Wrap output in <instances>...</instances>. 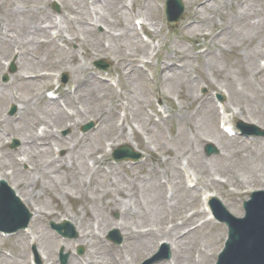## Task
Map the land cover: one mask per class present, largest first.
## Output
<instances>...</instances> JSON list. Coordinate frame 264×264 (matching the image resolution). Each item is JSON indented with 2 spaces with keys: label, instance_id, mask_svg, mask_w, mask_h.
<instances>
[{
  "label": "rangeland",
  "instance_id": "1",
  "mask_svg": "<svg viewBox=\"0 0 264 264\" xmlns=\"http://www.w3.org/2000/svg\"><path fill=\"white\" fill-rule=\"evenodd\" d=\"M83 1L93 2L94 0ZM187 1L197 2L198 4L203 2V5L207 4L206 9L202 6L199 8L202 11L201 16L196 19L199 22L198 26H200L196 27V30L201 29L205 35H197L196 39L187 34L190 30H184V23H182L188 10L187 7L180 24L174 29H170L165 13L166 0H136L134 2L136 13L145 15L148 19L147 22L153 24L156 30L161 31V33L157 34L153 31L150 32L151 35L160 41V47L151 50V52L149 51V55H147L144 52L139 54L137 49L130 45L123 36L120 41L117 39L116 41L110 40V33H114V26H112L115 21L114 9L112 13L108 14L103 9H96L102 19L96 24L98 29L95 35L88 37L84 31L73 26L71 22H61L66 18L64 16L65 12L67 14L71 9L65 6L69 5L68 0H53L51 3H46L45 0H0L2 4L1 10H4L0 14L5 23L7 20L6 28L7 25H13L16 30L22 29L23 34L26 35L35 23L41 24L46 22L47 19L54 17L53 20L56 23L61 22L60 28H62L66 38L70 41H66L64 44L60 43L64 47L67 46V49H63L64 47L59 48L57 42L49 44L45 38L40 40L43 45L40 43L36 45L34 43L30 44L33 53L40 60L39 63L31 62L30 58H20L18 61L16 57L12 58L18 63L17 74L10 78L9 83L0 82V96L9 95V99L12 101L15 98H19L22 104H25L23 105L25 108L20 111L17 110L14 116H10L9 105L12 102L10 101L7 104V97L0 99V114L4 105L7 104L8 110L3 113V117L9 118L4 126L0 128V144L11 143L10 146L4 148V151L16 154V152L20 151L23 140L26 139L24 136L29 135L30 130L36 135L35 130L31 127L32 124L36 126L46 125L47 121L49 122L39 112V107L46 106L43 95L40 94L42 86L36 84L32 88L31 84H25L29 81L23 83L18 80L12 84L14 77L18 73H30L45 67H52L55 64L54 70H57L60 81L63 74L68 73L69 75L68 84L64 85V89L60 91L66 94L68 90L74 89L75 91L78 88V95H76L78 97L79 94L86 95L85 92L81 91L82 86L87 85V88L95 86V81L90 76L93 68L109 79L115 80L117 85H120L123 90L122 101L119 100V90L121 89L118 88L117 91L112 88L114 94H112L110 100H102L101 103L90 107V110H92L91 119L82 118L71 121L67 127L63 125L65 121L63 123L60 122L62 125L59 129L56 128L59 125L50 124L58 132L60 143L65 141L70 146L72 145L71 143L76 144L81 138H86L85 141L79 143L81 148L75 152L72 151L71 154L68 153L69 150L62 149L64 154L61 155L60 159H68V166H62L60 169L61 165L59 163L50 164L53 160L50 158V151L47 149H45V152L36 150L27 152L26 157L28 156L29 162L21 168L10 166L9 161L0 160V171L13 170L12 167H14V170L18 172L16 177L11 178H9L10 176H8L7 172L6 180L8 179L9 183L14 186L19 183L20 192L27 194L28 198H31L30 202L33 204L29 203V206L33 210L36 209V206L45 210L44 213L53 214L52 217L46 214L47 217L43 220L30 224V226H33L35 235L41 237L39 240L43 248L40 250L44 253V256L53 257L58 262L60 250L62 248L67 249L66 243H74V241H63L57 238V235H52L49 223L52 220L60 222L63 219H68L73 224H76L79 229L80 220L85 217L88 207L82 206L83 202L81 201L68 203L67 194L59 191V188L63 187L66 192L77 195L73 187L80 189L79 184L78 182L72 183L75 174L80 173L86 161L88 162L90 158H93V155L98 152L97 150L103 148L105 141H114L116 135H118L115 124L108 127V119L111 121L112 119L104 113L114 107L112 102L123 104L124 101L129 107L135 108L131 113L136 116L138 111L141 110L143 118L136 120V122L141 124L142 132H145L144 130L148 128L146 127L145 129L148 120L142 110L145 106L151 105L148 110H156L157 105L160 104L168 114V120L165 119V123H167L165 127L154 130H149L148 128L149 131L144 133L145 138H141V147L139 149L143 151L145 157L141 162L136 165L128 163L124 168L116 166L119 173V175L114 177L115 180L118 179L116 184L112 185L109 182L98 184V189L94 193L98 198L97 204L92 209L94 214L104 215V218L108 215L115 222L129 227L127 229L128 232L138 231L144 227L149 230L152 228L158 233L165 232L173 236L179 235L181 231L176 230V227L171 231L167 230V228L172 227L169 226L170 222L171 224L174 222L171 219H175L176 225L181 223L189 211L197 210L202 203V193L199 195L195 193L198 201L196 204H192L194 199L191 197L192 194L184 191L185 186L183 182L180 184L177 176L180 166H186L190 174L198 179L200 186L209 189L213 195L220 197L225 204H228L234 215H237V212H240V215L244 213L243 202L248 199L252 191L264 189V183L261 181L263 173L260 172L264 169V165L259 166L260 162L255 161L252 162V166H244L241 158L242 154L245 155V153L243 147L237 142L231 141L232 143H226V145L223 142L224 146L218 148L216 146L218 143L211 138L212 136L217 138V133L222 136L224 133L218 129V119L215 114L214 116L212 115L211 120L209 119L214 109L213 105L218 110L220 104H230L231 107L236 109H239L237 106L243 107V113L236 118V121H233L235 126L240 120L250 124L259 122V120L264 123V74L258 73L263 72L258 67V61L261 60L258 55L264 54V10L261 4L263 0ZM56 2L61 9L59 13L56 10ZM186 6H188L187 2ZM148 7H151V10H148ZM163 7H165L164 11ZM158 9H160V12H157ZM155 12L158 13L157 16ZM190 14L191 12L188 13V17H190ZM62 16L64 17L61 19ZM70 17L71 19L74 18L73 16ZM134 19L131 21V25H133ZM209 19H212V22ZM202 20L204 21L202 22ZM105 21L111 26L112 30L104 26ZM193 21L192 19L189 23H193ZM222 28H227L228 33L222 34L220 32ZM231 29L234 32H231ZM146 30L149 31V27ZM105 31L107 35L102 37ZM82 39H84L87 48L93 47L91 43L95 44L98 40L104 42V45L110 48L108 54L112 56V59L102 58L113 63L109 72L97 70L94 67V62L101 58H96L97 60L95 61L89 56L83 58L85 55L84 49H81L79 43ZM139 41L143 44L141 40ZM74 43L77 45L71 46ZM9 48L6 45L3 46L0 49V57H9L10 54L7 51ZM248 50L254 56L248 57ZM77 51L78 58L76 62L73 60L72 55ZM104 55L106 56V54ZM180 57H183V59ZM124 59L126 60L125 64L118 68L117 64ZM134 60H136L135 63ZM176 60L182 61L181 64L175 66V68H178L176 71H167L164 74L161 72L163 65L172 66L170 64ZM125 65H127L126 69H130L127 76H125L126 72L122 70ZM1 68L0 78L3 75V64ZM228 76L232 78L235 85L227 81ZM166 77H172L174 81H166ZM217 86L223 87V89H212L217 88ZM224 86L234 88V92L236 90L237 93H235L241 97L239 103L236 102L234 95H232L234 102L230 103L231 97ZM36 93L40 94V98H42H39L38 102H36L38 99ZM158 94L161 95V101H159ZM218 96L225 97L223 103L218 102ZM25 112H27L26 115L23 118L20 117L21 113L24 114ZM235 113L239 114V111L236 110ZM99 114H102V119H104V124L102 120L103 125L101 127L94 120ZM205 119L210 120L208 125H206ZM41 120H44V122L40 123ZM91 122L95 124V127L92 131L83 133V127ZM152 126L153 124L150 123L149 127ZM262 126L264 128V124ZM131 128H133L132 124L131 127L126 126L125 138L110 145H113V148H117L127 141L133 142V138L135 139L136 136ZM64 130L68 131L67 135L63 134ZM207 136L211 138H206ZM253 139L259 140L253 145L264 144V139L262 138L254 137ZM16 140L20 144L16 149H12L11 145ZM212 143L218 148V153L208 156L206 149ZM32 147L35 146L32 145ZM96 157L100 161H104L101 154ZM187 163L190 164L189 167ZM71 166L72 168L69 169ZM222 178L226 179L228 183H225V185L220 183ZM235 180L243 184L244 191L239 199L236 198L238 194L234 191V189L238 188ZM84 194L92 196L90 191ZM110 201L116 204L119 202L123 203V207L129 208L130 214L128 217L123 218L118 211L114 213H111L109 209L105 211L106 203ZM167 201L170 207L167 206ZM55 214L59 216H54ZM42 230H46V233L51 236L49 240L44 238ZM123 234L124 244L119 247L110 244L112 249L105 247V251L95 252L94 247L99 244H95L92 250L90 245L88 247L75 245V248L67 250L73 257H79L84 261L98 258L102 262L105 260L104 252H109L117 258L121 257L128 264H141L144 259L154 256L155 253L150 256L143 255L153 250L156 244L155 240L146 242L144 245L143 239L131 240L130 236L128 237L124 232ZM226 234V228L216 225L214 228L205 226L203 230L195 232L194 236L189 235L187 241L190 243H187V245H189V250L194 252V254L187 252L188 256L193 257L197 254L198 256L196 257H199L201 250L208 251L209 255L213 254V257L209 256V259L213 261L211 264H216V255L222 247ZM15 239V237L12 238V240ZM79 247H84L85 249L83 256L76 254ZM11 249L14 251L19 250L21 255L19 259L24 257L27 258V263L29 262V256L33 251L32 247L2 238L0 240V252L2 250L10 252ZM1 258L6 259L0 253V260ZM197 259L199 260L200 258ZM9 264L16 263L9 261Z\"/></svg>",
  "mask_w": 264,
  "mask_h": 264
},
{
  "label": "bare ground",
  "instance_id": "2",
  "mask_svg": "<svg viewBox=\"0 0 264 264\" xmlns=\"http://www.w3.org/2000/svg\"><path fill=\"white\" fill-rule=\"evenodd\" d=\"M48 1V0H47ZM69 1V5H65L68 8H71L70 11L67 12L66 15H64L66 18L64 20V22H71V24L75 27H78L80 30L84 31V33L86 35H88L89 37L92 36L93 34L95 35V27L91 26L88 21L91 20V22L93 21V18L91 16V12H92V8L94 7L95 9L99 8V9H103L105 10V12L108 13H112L113 9L115 10V21L113 23L112 26L114 33H110L109 37L111 41H116L117 40H121L122 36L125 37L127 39V41L130 43V45H132L133 47H135L137 49V52L140 54L142 52H144L145 54L148 55L150 48L144 46L143 44L140 43L138 36L136 35L135 32V28L133 27V25H131V21H132V17L130 15H128L126 7L124 2H121V0H94L93 3L91 5H89L87 2L85 3L83 0H68ZM128 1V0H125ZM133 7L135 6V1L136 0H131ZM261 4L264 6V0L263 2L261 1ZM206 5H203V2L198 4L197 2L193 3L189 1V12H191L190 17L191 19H193L194 24L199 23L196 21L197 18H200L201 16V10L199 8H201V6L203 8L206 9ZM195 6V7H193ZM262 6V9L264 10ZM193 7V8H192ZM148 10H151V7H148ZM157 12H160V9L157 10ZM156 13V12H155ZM139 16H141L142 14L138 13ZM98 15V14H97ZM158 15V13H156V16ZM70 16H73L74 18L71 19ZM142 17L144 18V21L142 22L143 28H147V17H145V15H142ZM102 19L101 15H98L97 18V22L100 21ZM189 21V20H187ZM204 20H202L203 22ZM210 22H212V19H209ZM48 25H43V23L39 24L38 22L35 23L32 28H30L29 32L25 35L23 34V30H16L15 26L13 25H7V30H9V34H7V36L5 38H1L0 37V44L2 46H7L10 47L11 52L17 53L19 52V54L23 55V53L26 52V49L28 48V46L35 41V37L36 38H52V34L49 31V29L53 28V24L51 22V20L47 19L46 20ZM146 22V23H145ZM186 22V21H185ZM99 23V22H98ZM104 26H106L108 29L111 28V26H109V24L107 23V21L104 22ZM122 27V28H121ZM197 24L196 25H185L184 29L187 28L189 29L191 32L189 34H191V36H195L196 32H202V30H196ZM200 27V26H198ZM220 32L222 34H226L228 33V29L227 28H222L220 29ZM231 32H234L231 29ZM63 34L62 31H58L57 36ZM107 32L102 34V37L106 36ZM105 45H103L102 41H96V43L94 44V48H96V51L99 52V54H104L107 49L104 48ZM110 52V49H108ZM98 54V55H99ZM204 56V55H202ZM254 56L252 52H250V50H248V57H252ZM261 59L264 57V54L262 55H258ZM181 59H183V57H180ZM126 60L124 59L121 63L119 62L118 68H121L124 64H125ZM136 61L134 60V63ZM182 61L181 60H176L175 62L171 63L169 65H164V69L162 71V73L164 74L165 72L169 71V72H174L176 71L178 68L175 66H178V64H181ZM127 65H125L122 70L125 71V76H127L129 74L130 69H126ZM42 76H44L42 74ZM169 76V75H168ZM37 78H44V77H36ZM93 79V81H95V86L94 87H90L87 88V85L82 86L81 91L85 92L86 96L85 97H81V99L83 100V102L90 108V107H94L95 104L97 103H101L102 100L106 99L107 97L110 96V91L109 88L106 89L103 86H108L104 83H101V81H97L95 78L91 77ZM165 79V78H163ZM166 81H174L172 80V77H166ZM44 81L48 80L43 79ZM227 81L232 84L235 85L234 81L232 80V78H230L228 76ZM91 83V81H90ZM25 84H31V87L33 88L35 86V84L30 83V82H26ZM227 90L230 93V96L232 97V95H234V97L236 98V101L239 102L240 100V95L236 94V90L234 92V88H229L228 86H226ZM78 89V88H77ZM76 89V91H77ZM139 103V101H138ZM48 108L50 110H52V106H48ZM225 110L227 111V113H235L233 110H231V108H229L228 106L224 107ZM59 110V109H58ZM215 114V111H213L211 113V115L209 116V119L211 120L212 115ZM45 115V114H43ZM49 116H51L54 121H61L63 119V115L64 113L62 111H53L50 114H47ZM45 115V116H47ZM217 115V112H216ZM233 118H235V116H233ZM206 120V119H205ZM210 120H206V125H208L210 123ZM109 123H107L108 127L111 124V120L108 119ZM260 124H262V122H260ZM112 125V124H111ZM39 147H32L29 146L26 150L25 153L33 151L35 149L38 150ZM45 151V150H44ZM243 151L245 153V155L242 154V158L241 161L243 162L244 166H252V162L255 161H259V162H263L264 160V146H262L261 144H259L255 149H253L252 147H250V145L248 143L245 144V146L243 147ZM11 160V158H10ZM259 167V166H257ZM257 169V168H256ZM261 173L264 174V170L262 169L260 171ZM181 179V176H180ZM264 180V177H263ZM237 186L239 187V189L241 190V188H243V184H240L238 181L236 182ZM197 187V186H196ZM195 187V188H196ZM211 197V196H210ZM208 197V198H210ZM253 205L255 206L256 201L252 202ZM7 210V208H6ZM3 212V209L1 210V213ZM99 228L101 229H105L109 226L111 227H115L117 226L115 224V222L112 220L110 221V223H103L100 222L98 223ZM120 227V226H119ZM118 227V228H119ZM121 228V227H120ZM137 234H134L133 237H135ZM87 236H83V240H86ZM22 239L24 241H27L29 238L25 237L24 235L22 236ZM176 257H180V253L176 252ZM186 264H191V263H187ZM0 264H9L8 260L1 258L0 260ZM76 264H83L82 262H76ZM252 264H259V263H252Z\"/></svg>",
  "mask_w": 264,
  "mask_h": 264
},
{
  "label": "water",
  "instance_id": "3",
  "mask_svg": "<svg viewBox=\"0 0 264 264\" xmlns=\"http://www.w3.org/2000/svg\"><path fill=\"white\" fill-rule=\"evenodd\" d=\"M230 227L231 241L220 264H264V202H258L252 213L249 206L248 218Z\"/></svg>",
  "mask_w": 264,
  "mask_h": 264
}]
</instances>
